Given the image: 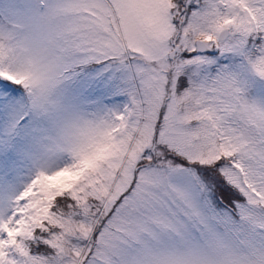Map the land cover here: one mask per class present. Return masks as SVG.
<instances>
[{"label":"snow or ice","instance_id":"6c2138e0","mask_svg":"<svg viewBox=\"0 0 264 264\" xmlns=\"http://www.w3.org/2000/svg\"><path fill=\"white\" fill-rule=\"evenodd\" d=\"M0 264H264V0H0Z\"/></svg>","mask_w":264,"mask_h":264}]
</instances>
